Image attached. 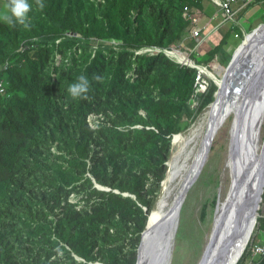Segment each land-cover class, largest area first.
Masks as SVG:
<instances>
[{
  "label": "trees",
  "instance_id": "16d2710c",
  "mask_svg": "<svg viewBox=\"0 0 264 264\" xmlns=\"http://www.w3.org/2000/svg\"><path fill=\"white\" fill-rule=\"evenodd\" d=\"M29 2L30 27L0 19V264H136L173 137L218 88L212 81L193 108L197 70L138 51L182 44L191 14L212 0ZM228 23L198 62L228 65L243 40ZM81 75L87 98L73 99ZM249 247L237 264L251 260Z\"/></svg>",
  "mask_w": 264,
  "mask_h": 264
},
{
  "label": "bare ground",
  "instance_id": "6f19581e",
  "mask_svg": "<svg viewBox=\"0 0 264 264\" xmlns=\"http://www.w3.org/2000/svg\"><path fill=\"white\" fill-rule=\"evenodd\" d=\"M251 72L252 70L249 73ZM215 79L220 81L218 77ZM231 115H234V121L228 164L232 171V184L226 197L224 196L225 199L219 203L214 222L217 230L211 240V249L204 264H216L234 238L249 233L259 216L261 201H258V194L261 189L264 190V139L262 134L264 88H259L254 101L249 100L247 103H241L240 92L224 103L219 104L217 101L206 112L199 124L189 131L188 136L175 135L173 143L178 146V150L169 161V169L163 181L162 195L149 217L150 225L158 223L172 203L182 194L192 172L204 155L211 127L219 124L216 131L218 132ZM205 123L206 129L202 132L200 130ZM193 143L194 146H191ZM184 151L192 160L181 166L179 161ZM180 175L181 183L172 195L171 186ZM147 234L143 241L140 264H158L149 256L152 237Z\"/></svg>",
  "mask_w": 264,
  "mask_h": 264
},
{
  "label": "rangeland",
  "instance_id": "374dc122",
  "mask_svg": "<svg viewBox=\"0 0 264 264\" xmlns=\"http://www.w3.org/2000/svg\"><path fill=\"white\" fill-rule=\"evenodd\" d=\"M7 4L8 2L6 0H0V14H5L7 12ZM211 4L212 12H218L220 10V7L217 4L214 2H211ZM240 4V2H233L232 6L235 9L240 6ZM256 10L257 13L252 15ZM237 19L239 21L237 24L243 32L244 40L248 33L261 23H264V1L262 2V0H258L254 2L253 5L247 8L245 17L243 16V18L239 19L237 16ZM248 27L252 28L250 32L248 31ZM239 45L235 47L232 45L228 50L234 48L235 52ZM201 56L202 54L200 53L195 54L196 59ZM212 63H214L215 66L211 67V70L220 79L225 71L226 65L217 60L212 61ZM208 110L209 106L197 117L191 127L180 134L188 136L190 133L189 131H191L195 125L199 124L200 120L206 115ZM233 117L234 115H231L219 128L218 132H216L205 164L187 193L180 213L179 227L170 264H197L210 239L219 203L225 199V195L229 192L232 184V171L228 164V160L231 152ZM206 123L200 131H205ZM262 134L264 139V124ZM173 140L169 161L171 160L172 155L178 150V146L173 143ZM191 146H194V143ZM185 151L180 156L181 161H179V165L181 166L182 164L184 166L186 163H190L192 160L191 157L186 155ZM180 181L181 175L175 179L174 184L171 186L172 195L179 187L181 183ZM162 192L163 186L159 198L161 197ZM261 215H264V194L259 210V216ZM257 229L258 222L256 223L252 234H254ZM261 237L262 234L258 236V239Z\"/></svg>",
  "mask_w": 264,
  "mask_h": 264
},
{
  "label": "water",
  "instance_id": "95a60500",
  "mask_svg": "<svg viewBox=\"0 0 264 264\" xmlns=\"http://www.w3.org/2000/svg\"><path fill=\"white\" fill-rule=\"evenodd\" d=\"M255 52L257 53L255 54ZM251 70L252 72L249 73ZM215 83L218 88L215 92L213 101L209 104V109L217 103V101L219 104L224 103L227 99H231L239 92L241 93V103H247L249 100L254 101L259 88H264V23L258 25L245 36V39L233 53L220 81L215 80ZM218 127L219 124L215 127H211L210 137L204 155L194 172H192L190 180L185 185L182 194L172 203L158 223L150 225L148 219L147 226L142 232V239L137 249L138 257L136 264H140V258L143 253V241L146 233L152 237L149 256L157 261L158 264L171 263L183 203L189 189L205 164ZM263 194L264 190L261 189L258 194V201L263 200ZM257 222L258 217L249 233L246 235H238L234 238L228 249H226L227 251H224L223 257L218 260L216 264H237L247 247V243L251 238ZM216 230L217 226L214 224L210 239L197 264L205 263L208 252L211 249V240L215 236Z\"/></svg>",
  "mask_w": 264,
  "mask_h": 264
},
{
  "label": "built area",
  "instance_id": "2783aa9c",
  "mask_svg": "<svg viewBox=\"0 0 264 264\" xmlns=\"http://www.w3.org/2000/svg\"><path fill=\"white\" fill-rule=\"evenodd\" d=\"M256 0H212L215 4L220 7L221 14L223 16V20L225 23L231 22L235 23V14L238 10H235L232 6L233 2H240L241 7L246 4L252 3ZM239 8V9H240ZM191 20L193 23L192 35L197 38L202 35V29L199 26L200 14L195 12L191 14ZM238 36V34H236ZM198 45L193 47L187 46L184 42L180 45H173L168 47H160V46H149L138 51L139 53H159L164 52L170 58L176 60L182 66L186 65L189 67H193L197 70L194 91L191 96V106L193 108H197L201 97L206 95L211 87L212 81L215 82L217 76L211 70V67L215 66L214 63H200L196 60L195 54L198 53L197 48ZM4 82L0 78V92H4ZM99 117V115L91 114L90 119ZM262 237L258 239L256 237V233L251 235L247 246L249 247L251 260L247 262V264H253V259L259 257L260 255H264V229L258 230Z\"/></svg>",
  "mask_w": 264,
  "mask_h": 264
},
{
  "label": "clouds",
  "instance_id": "9594fccd",
  "mask_svg": "<svg viewBox=\"0 0 264 264\" xmlns=\"http://www.w3.org/2000/svg\"><path fill=\"white\" fill-rule=\"evenodd\" d=\"M35 3L39 9L45 7L43 0H35ZM32 7L33 6L29 0H8V11L0 16V19L9 25L19 24L28 28L30 27L28 23L29 13L32 11ZM94 79L100 81L101 77L97 75ZM89 88V79L86 76L81 75L69 85L67 91L73 99H86Z\"/></svg>",
  "mask_w": 264,
  "mask_h": 264
},
{
  "label": "crops",
  "instance_id": "0c3cea01",
  "mask_svg": "<svg viewBox=\"0 0 264 264\" xmlns=\"http://www.w3.org/2000/svg\"><path fill=\"white\" fill-rule=\"evenodd\" d=\"M210 6H212L211 3ZM210 6H208V11L205 12L202 10L198 11V13L200 14L199 26L202 29V35L200 37L195 38L191 33L184 41V43L189 47L194 48V46L198 45L197 51L200 54H203L204 52L208 51L209 48L215 46L218 39H220V32L224 29H227L231 25L230 23L224 22L223 16L221 14V10H219L218 12L211 13ZM239 8L240 6L235 8V10H239ZM255 13H257V10L254 13H252V15ZM237 22L239 21L237 19V13H236L235 23Z\"/></svg>",
  "mask_w": 264,
  "mask_h": 264
}]
</instances>
